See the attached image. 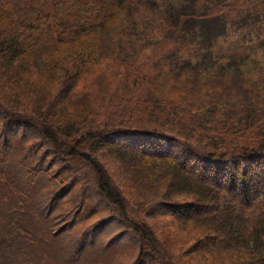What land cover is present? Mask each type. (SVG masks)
Listing matches in <instances>:
<instances>
[{
	"label": "trees",
	"instance_id": "16d2710c",
	"mask_svg": "<svg viewBox=\"0 0 264 264\" xmlns=\"http://www.w3.org/2000/svg\"><path fill=\"white\" fill-rule=\"evenodd\" d=\"M262 27L264 0H0V264H264Z\"/></svg>",
	"mask_w": 264,
	"mask_h": 264
},
{
	"label": "rangeland",
	"instance_id": "374dc122",
	"mask_svg": "<svg viewBox=\"0 0 264 264\" xmlns=\"http://www.w3.org/2000/svg\"><path fill=\"white\" fill-rule=\"evenodd\" d=\"M221 1V0H220ZM230 27V25H229ZM242 28V29H241ZM244 27H240V26H233L232 28H229V32L228 30H224V33L227 34V40H226V46L231 44L230 43V40H229V37H232V40H237V37L238 35H243L244 33H246V31H248L249 29L247 28L246 30L243 29ZM262 30H258V31H253V33L251 35H246V37H244L243 39L239 38L240 39V42L241 44L249 47V48H252V47H258L260 44H261V38L263 37L264 35V29L263 27L261 28ZM60 220V218L58 219ZM102 241V240H101ZM99 248L100 247H103L101 246V242L99 244H96ZM113 253V256L112 258H110V260L106 263V264H115V262H117V257L116 255L114 254V252H111ZM79 257H76V259H78ZM54 259H56L54 257ZM58 259V257H57ZM71 260V259H70ZM79 260V259H78ZM72 262V260H71ZM73 263V262H72Z\"/></svg>",
	"mask_w": 264,
	"mask_h": 264
}]
</instances>
